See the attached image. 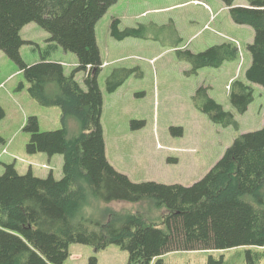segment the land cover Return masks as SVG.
I'll return each mask as SVG.
<instances>
[{"label": "trees", "instance_id": "obj_1", "mask_svg": "<svg viewBox=\"0 0 264 264\" xmlns=\"http://www.w3.org/2000/svg\"><path fill=\"white\" fill-rule=\"evenodd\" d=\"M118 0H0V50L19 67L30 97L43 107H58L62 127L40 132L38 120L27 117L30 154L62 155V178L55 180L20 175L5 165L0 175V264H62L71 244H86L95 251L116 245L128 253V264H160L163 255L176 251H225L239 247L262 252L248 256L258 264L264 256V121L260 130L239 135L224 155L199 181L189 187L156 182H132L106 159L100 121L102 96L97 75L103 65L95 37V25ZM235 24L253 29L248 45L251 63L247 81L264 88V0H221ZM34 22L56 46L77 57V70L86 75V89L66 76L60 63L41 60L25 64L20 30ZM110 35L116 40L143 37V27L119 29L113 19ZM238 50L226 42L203 52L179 51V58L194 74L204 67L217 68L234 60ZM132 73L116 69L107 78V90L115 91ZM252 101V89L234 81L230 102L240 114ZM197 109L223 126L235 125L231 113L207 96L205 88L193 97ZM0 107V120L4 117ZM74 118L79 132L69 135L67 122ZM0 141H3L0 138ZM149 201L160 212L155 221L143 213L105 209V220L85 217L91 203ZM249 253V251H248ZM94 258L89 264H95ZM207 264H222L209 257Z\"/></svg>", "mask_w": 264, "mask_h": 264}, {"label": "rangeland", "instance_id": "obj_2", "mask_svg": "<svg viewBox=\"0 0 264 264\" xmlns=\"http://www.w3.org/2000/svg\"><path fill=\"white\" fill-rule=\"evenodd\" d=\"M245 0H234L235 5ZM113 19L119 29L143 27V37L116 40L110 35ZM25 41L21 60L33 65L45 60L60 63L64 75H73L86 89L83 71L77 70V57L56 46L47 49L49 34L31 22L20 30ZM96 43L103 63L97 84L102 96L101 125L105 156L108 162L132 182H156L189 187L199 181L224 155L241 134L260 130L264 121V88L247 81L251 63L248 45L254 31L235 24L221 0H118L95 25ZM230 42L238 50L234 60L217 68L204 67L191 74V66L179 58V51L200 53L214 45ZM116 69L132 70L113 92L107 90V78ZM239 81L252 89V101L240 114L230 102V87ZM203 87L207 96L231 113L235 125L212 122L197 109L193 97ZM28 83L18 65L0 50V175L5 165L16 172L55 180L62 178L63 157L54 154L48 161L45 153L30 154L26 145L30 134L24 130L27 117L38 120L40 132L62 127L58 107H43L28 93ZM69 135L79 127L74 118L67 122ZM143 213L156 220L149 201L128 203L93 201L83 209L88 218L105 220L104 211ZM249 251V253H248ZM262 251L239 247L225 251H176L162 256L160 264H207L210 256L222 264H251L248 256ZM128 264V253L116 245L95 251L86 244H71L62 264ZM258 264H264L262 256Z\"/></svg>", "mask_w": 264, "mask_h": 264}, {"label": "crops", "instance_id": "obj_3", "mask_svg": "<svg viewBox=\"0 0 264 264\" xmlns=\"http://www.w3.org/2000/svg\"><path fill=\"white\" fill-rule=\"evenodd\" d=\"M243 4H244V3H243ZM243 4H239V5H243ZM41 154H42V153H41ZM43 155H46V154H42V157H45V156H43ZM46 157H47L46 159H47L48 161H50V160L52 159V157H49V156H46Z\"/></svg>", "mask_w": 264, "mask_h": 264}]
</instances>
